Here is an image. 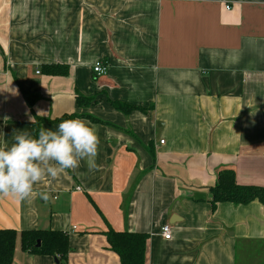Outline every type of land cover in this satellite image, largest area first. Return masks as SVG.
Instances as JSON below:
<instances>
[{"label":"crops","instance_id":"crops-1","mask_svg":"<svg viewBox=\"0 0 264 264\" xmlns=\"http://www.w3.org/2000/svg\"><path fill=\"white\" fill-rule=\"evenodd\" d=\"M71 114L96 130L97 168L0 198L11 264L59 262L21 248L27 229L65 232L66 264H120L109 228L148 234L144 264H264V204L209 191L226 169L264 187V0H0V146Z\"/></svg>","mask_w":264,"mask_h":264},{"label":"clouds","instance_id":"clouds-1","mask_svg":"<svg viewBox=\"0 0 264 264\" xmlns=\"http://www.w3.org/2000/svg\"><path fill=\"white\" fill-rule=\"evenodd\" d=\"M13 139L10 147L0 146V198L27 200L33 196L34 185L76 169L81 160H86L89 170L97 168L99 138L81 119L63 120L55 131L42 128L36 138L22 131Z\"/></svg>","mask_w":264,"mask_h":264},{"label":"trees","instance_id":"trees-1","mask_svg":"<svg viewBox=\"0 0 264 264\" xmlns=\"http://www.w3.org/2000/svg\"><path fill=\"white\" fill-rule=\"evenodd\" d=\"M46 74H66L67 67L58 63H49L42 66ZM23 97L30 103L26 92L21 90ZM29 100V101H28ZM92 99L84 96H77L76 101L79 106H85ZM123 105L117 104L116 107ZM74 114L63 115L60 118L72 119ZM93 122L98 119L87 115ZM47 119L35 116L32 123L33 137H38L41 123ZM211 193L210 202L214 206L218 202L229 201L234 204H245L253 199L264 204V187L255 185H242L234 181L231 170H222L213 187L209 189ZM16 230L13 228L0 229V264H11L13 259ZM110 249L119 257L120 264H144L146 239L145 232L115 231L109 228L105 232ZM37 240L39 244L37 245ZM21 248L34 254H47L58 257V264H66L64 256L68 251L67 234L59 230L27 229L20 231Z\"/></svg>","mask_w":264,"mask_h":264},{"label":"built area","instance_id":"built-area-1","mask_svg":"<svg viewBox=\"0 0 264 264\" xmlns=\"http://www.w3.org/2000/svg\"><path fill=\"white\" fill-rule=\"evenodd\" d=\"M227 9H229V5H225ZM107 70V65H105L102 61L97 60L94 62L92 65V72L94 73L95 76H99L101 74H104ZM38 72V71H37ZM163 141L160 140V143ZM75 227H73L74 229ZM160 233L164 239H169L171 237V229L168 224H164L160 227Z\"/></svg>","mask_w":264,"mask_h":264},{"label":"water","instance_id":"water-1","mask_svg":"<svg viewBox=\"0 0 264 264\" xmlns=\"http://www.w3.org/2000/svg\"><path fill=\"white\" fill-rule=\"evenodd\" d=\"M190 197H192L193 199L197 200V199H203L204 195H201V194L198 195V193H192ZM38 244H39V241L37 240V245ZM55 261L57 262V259H55Z\"/></svg>","mask_w":264,"mask_h":264},{"label":"rangeland","instance_id":"rangeland-1","mask_svg":"<svg viewBox=\"0 0 264 264\" xmlns=\"http://www.w3.org/2000/svg\"><path fill=\"white\" fill-rule=\"evenodd\" d=\"M250 263H251V261H250ZM249 264V263H248Z\"/></svg>","mask_w":264,"mask_h":264}]
</instances>
